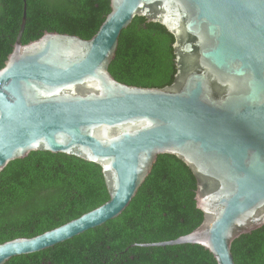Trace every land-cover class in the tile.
Returning <instances> with one entry per match:
<instances>
[{"label":"water","instance_id":"obj_1","mask_svg":"<svg viewBox=\"0 0 264 264\" xmlns=\"http://www.w3.org/2000/svg\"><path fill=\"white\" fill-rule=\"evenodd\" d=\"M88 40L44 32L0 69V172L32 151L75 156L101 169L108 200L50 231L0 244V264L48 249L116 218L158 155L196 179L202 221L174 240L235 264L232 242L264 226V0H109ZM170 33L175 74L162 88L129 86L108 71L133 18Z\"/></svg>","mask_w":264,"mask_h":264},{"label":"trees","instance_id":"obj_2","mask_svg":"<svg viewBox=\"0 0 264 264\" xmlns=\"http://www.w3.org/2000/svg\"><path fill=\"white\" fill-rule=\"evenodd\" d=\"M21 43L44 32L90 39L110 12L109 0H25ZM22 0H0V69L12 51ZM173 36L135 17L120 32L111 76L129 86L162 88L175 74ZM196 179L175 156L158 155L127 207L114 219L48 249L5 264H216L198 245L142 246L174 240L202 221ZM108 200L101 169L75 156L32 151L0 172V244L50 231ZM235 264H264V226L231 244Z\"/></svg>","mask_w":264,"mask_h":264}]
</instances>
